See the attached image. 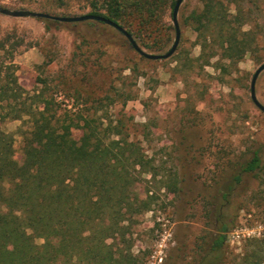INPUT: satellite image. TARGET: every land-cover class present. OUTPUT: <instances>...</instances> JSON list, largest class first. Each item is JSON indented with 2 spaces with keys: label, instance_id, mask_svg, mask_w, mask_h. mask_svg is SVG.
<instances>
[{
  "label": "trees",
  "instance_id": "1",
  "mask_svg": "<svg viewBox=\"0 0 264 264\" xmlns=\"http://www.w3.org/2000/svg\"><path fill=\"white\" fill-rule=\"evenodd\" d=\"M83 1L88 13L116 22L141 48L159 51L170 40L163 36L170 28L165 15L169 10L172 16L176 0ZM261 12L257 0H201L186 19L201 46L197 59L203 65L215 57V65L222 60L235 65L250 52L261 61L256 53L264 33ZM84 23L95 42H110L108 35L117 33L130 44L103 21ZM80 37L88 42L85 34ZM4 48L0 41V52ZM187 64L193 66L190 60ZM72 88L66 96L74 107L80 101L85 113L79 108L58 111L61 102L41 91L34 95L35 105L26 104L20 101L26 90L13 63L0 61V264H142L141 250H133L139 216L152 212L157 224V196L149 186L138 187L151 181L146 175L154 179L158 173L141 141L133 137L136 124L123 109L136 93L131 86L112 84L103 95ZM115 104L121 105L119 115L110 111ZM23 115L30 127L23 132L16 158L13 136L2 122ZM262 152L261 147L254 149L237 173L218 180L215 192L203 196L205 224L190 252L179 261L171 255L163 264H264V237L248 239L239 253L231 254L227 233L236 219L221 208L230 203V193L244 174L255 177L252 198L264 203ZM164 186L174 194L182 191L176 172L166 176Z\"/></svg>",
  "mask_w": 264,
  "mask_h": 264
},
{
  "label": "rangeland",
  "instance_id": "2",
  "mask_svg": "<svg viewBox=\"0 0 264 264\" xmlns=\"http://www.w3.org/2000/svg\"><path fill=\"white\" fill-rule=\"evenodd\" d=\"M257 1L264 16V0ZM0 5L49 10L62 16L90 10L83 0H64L63 4L61 0H0ZM200 5L201 0L180 4V40L175 53L166 59L142 57L117 33L108 35L110 42H95L84 21L48 22L0 13V41L5 44L0 61L13 63L18 82L26 90L20 101L35 105L34 95L41 91L61 102L58 111L79 108L85 113L87 108L80 101L74 107L66 96L76 85L83 94L89 90L103 95L111 84L125 89L131 86L136 93L123 109L136 124L133 137L141 141L158 173L154 179L146 175L151 181L138 187L149 186L157 196V224L152 222V212L139 216L142 223L133 250H141L142 264H163L171 255L176 261L186 256L205 224L203 196L215 192L218 180L237 173L239 164L249 159L254 149L261 147L264 158V113L250 98L252 75L264 61V33L256 51L261 61L247 52L235 65L228 60L215 65L216 57L203 65L197 59L201 53L197 32L186 20ZM165 21L170 25L163 34L170 37L165 47L155 52L143 50L165 53L170 49L175 29L169 10ZM81 33L88 42L82 41ZM178 52L180 61L175 57ZM185 56L188 59L184 60ZM255 91L264 105V70L257 77ZM120 110V104L110 108L118 115ZM2 127L12 134L15 157L19 158L23 132L30 127L28 116L8 117ZM170 172H176L182 189L178 194L164 186ZM256 187L255 177L244 174L230 193V203L221 207L236 219L235 227L227 233L232 255L239 253L248 239L264 237V203L252 198Z\"/></svg>",
  "mask_w": 264,
  "mask_h": 264
},
{
  "label": "water",
  "instance_id": "3",
  "mask_svg": "<svg viewBox=\"0 0 264 264\" xmlns=\"http://www.w3.org/2000/svg\"><path fill=\"white\" fill-rule=\"evenodd\" d=\"M183 0H176L173 10H172V21L173 26L175 29V38L173 41L172 46L170 49L165 53H151L143 50L137 42L134 40V38L119 24L116 22L105 18L104 16L93 14V13H85L81 15H71V16H62V15H56V14H50L46 12L41 11H34L29 9H10L8 7H4L0 5V13L4 15L14 16V17H37V18H49L57 21L62 22H77V21H86V20H96V21H103L106 24L116 28L118 31L123 33V35L128 39L131 46L143 57L147 59H166L170 57L173 53H175L179 40H180V27L177 19V13L178 9L180 7V4ZM264 70V61L256 68L254 71L251 82H250V98L254 105L260 109L264 113V105L257 99L256 91H255V83L257 80L258 75L260 72Z\"/></svg>",
  "mask_w": 264,
  "mask_h": 264
}]
</instances>
